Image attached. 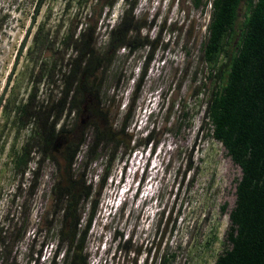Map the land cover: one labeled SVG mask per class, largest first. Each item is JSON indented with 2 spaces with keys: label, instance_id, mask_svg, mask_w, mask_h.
<instances>
[{
  "label": "rangeland",
  "instance_id": "obj_1",
  "mask_svg": "<svg viewBox=\"0 0 264 264\" xmlns=\"http://www.w3.org/2000/svg\"><path fill=\"white\" fill-rule=\"evenodd\" d=\"M198 1L135 0L132 46L115 50L92 80L108 122L122 129L128 146L122 143L112 158L111 146L102 147L85 162L82 144L74 156L72 170L90 188L80 205L81 226L95 199L85 229L86 264H212L229 246L227 213L240 168L203 122L213 77L201 54L209 2ZM36 6L0 103V264L61 263L55 254L58 212H51L49 194L58 168L18 107L32 93L27 113L41 101L47 122L56 117L54 129L73 122L72 110L54 105L60 72L73 55L71 39L88 26L92 46L101 50L128 3L0 0V91ZM76 121L74 133L89 131L85 117ZM147 134L152 145L144 142ZM27 141L32 151L20 172L12 155ZM55 142L52 154L60 162V139Z\"/></svg>",
  "mask_w": 264,
  "mask_h": 264
},
{
  "label": "trees",
  "instance_id": "obj_2",
  "mask_svg": "<svg viewBox=\"0 0 264 264\" xmlns=\"http://www.w3.org/2000/svg\"><path fill=\"white\" fill-rule=\"evenodd\" d=\"M134 1L124 0L128 7L124 8L118 22L107 29L101 50L92 46L88 26L71 39L73 55L66 60L65 70L58 69L61 71V94L54 105L58 111L72 110L73 122L67 125L62 122L54 129L56 117L47 122L48 108L41 101L34 103L36 109L27 113L32 93L18 107L22 116L28 114L27 118L34 122L32 133L44 140L42 152L52 158L58 168L49 194L51 212H58L54 233L55 254L60 253V264H86L85 229L95 205L92 199L81 226L80 205L90 188L84 183L82 174H74L71 167L74 156L82 144L88 158L85 162H91L102 147L111 146L112 158L122 143L128 146L122 129L108 122L103 100L97 93L98 88L92 86V80L111 61L115 50L120 46H132L134 36L131 33L137 27L129 14ZM208 2L201 54L213 81L203 106V122L240 168L234 202L227 213L225 239L229 246L216 254L212 264H264V0ZM193 3L198 5L199 1ZM67 38L68 35L64 36L61 42L67 43ZM144 68L145 63L141 74ZM47 74L51 76V68ZM82 116L89 124V131L78 135L74 127ZM56 138L60 139V162L52 154L53 145L57 146ZM144 142L152 145V136L147 134ZM30 145L29 141L25 142L12 155L14 168L20 172L25 169L32 151ZM36 170L37 167L31 171L36 174Z\"/></svg>",
  "mask_w": 264,
  "mask_h": 264
},
{
  "label": "water",
  "instance_id": "obj_3",
  "mask_svg": "<svg viewBox=\"0 0 264 264\" xmlns=\"http://www.w3.org/2000/svg\"><path fill=\"white\" fill-rule=\"evenodd\" d=\"M36 12H37V6L35 7V9H34L32 15H31V17H30L29 23H28V25H27V27H26V29H25V31H24V37H23V39H22V41H21V44H20L19 49H18V52H17V54H16V56H15V59H14L12 65H11V67H10V70H9V72H8V75H7V77H6L5 81H4V85H3V87H2V89H1V91H0V103H1V101H2V97H3V95H4V92H5V90H6V87H7L8 81H9V79H10V75H11L13 69H14V64H15V62H16V60H17V57H18V55H19V53H20V51H21V49H22V46L24 45V42H25L26 36L28 35V32L30 31V28H31L32 23H33V21H34V17H35V15H36Z\"/></svg>",
  "mask_w": 264,
  "mask_h": 264
},
{
  "label": "flooded vegetation",
  "instance_id": "obj_4",
  "mask_svg": "<svg viewBox=\"0 0 264 264\" xmlns=\"http://www.w3.org/2000/svg\"><path fill=\"white\" fill-rule=\"evenodd\" d=\"M44 144V140L43 139H40V141H39V145L41 146V148H42V145Z\"/></svg>",
  "mask_w": 264,
  "mask_h": 264
}]
</instances>
